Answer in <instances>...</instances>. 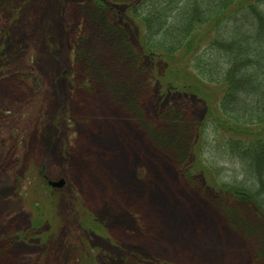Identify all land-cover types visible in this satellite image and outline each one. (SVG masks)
I'll return each mask as SVG.
<instances>
[{
	"label": "rangeland",
	"instance_id": "rangeland-1",
	"mask_svg": "<svg viewBox=\"0 0 264 264\" xmlns=\"http://www.w3.org/2000/svg\"><path fill=\"white\" fill-rule=\"evenodd\" d=\"M140 1L0 0V264H77L82 241L94 264H264V219L211 190L246 178L205 102L137 59Z\"/></svg>",
	"mask_w": 264,
	"mask_h": 264
},
{
	"label": "trees",
	"instance_id": "trees-1",
	"mask_svg": "<svg viewBox=\"0 0 264 264\" xmlns=\"http://www.w3.org/2000/svg\"><path fill=\"white\" fill-rule=\"evenodd\" d=\"M125 13L143 28L138 61L147 56L165 64L158 76L164 93L173 90L204 101L199 131L222 132L221 156L239 162L246 181L217 182L211 190L249 204L264 219V0H141ZM193 153L190 169L200 173L196 168L204 157L198 142ZM42 185L52 191L44 211L54 215L57 194ZM71 204L82 231H95L98 225L80 203L72 199ZM87 249L86 242H79L77 264H94Z\"/></svg>",
	"mask_w": 264,
	"mask_h": 264
},
{
	"label": "water",
	"instance_id": "water-1",
	"mask_svg": "<svg viewBox=\"0 0 264 264\" xmlns=\"http://www.w3.org/2000/svg\"><path fill=\"white\" fill-rule=\"evenodd\" d=\"M48 186H50L52 189H59L64 185V181L63 180H59L57 182H53V181H47Z\"/></svg>",
	"mask_w": 264,
	"mask_h": 264
}]
</instances>
